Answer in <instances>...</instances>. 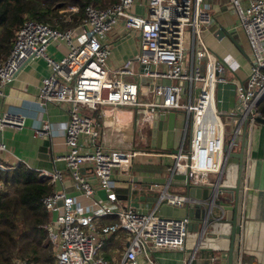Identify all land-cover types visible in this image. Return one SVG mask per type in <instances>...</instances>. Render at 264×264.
<instances>
[{
    "label": "built area",
    "instance_id": "obj_1",
    "mask_svg": "<svg viewBox=\"0 0 264 264\" xmlns=\"http://www.w3.org/2000/svg\"><path fill=\"white\" fill-rule=\"evenodd\" d=\"M136 2L117 0L105 8L90 4L84 24L64 30L29 19L18 30L9 55L0 62L2 97L4 85L12 82L27 62L38 58L46 61L51 73L42 81L39 105L66 106L69 115L65 127L60 128L66 153L58 161L65 163L74 188L83 197L93 200L98 190L106 193V203L96 201L88 207L64 191L54 190L44 198L43 205L52 216L45 229L53 247L54 264H113L104 256V247L107 238L119 231H124L130 242L116 264H139L140 255L153 263L154 250L186 251L191 220L163 217L159 211L162 206L183 209L206 203L170 194L175 176H189L196 187L212 185L210 176L222 173L226 150L241 138L245 122L250 144L256 120L262 117L259 107L264 100V0H228L250 47L251 71L245 81L236 83V107L227 116L218 111L216 93L220 84L229 82L226 71L233 62L218 58L204 40V27L215 20L214 13L203 6L204 0H142L148 8L146 14L135 10ZM122 21L127 32H138L139 53L120 68L110 69L111 45L103 39ZM55 42L67 48L60 59L47 52ZM187 53L189 66L184 64ZM143 78H152L151 85L143 84ZM157 79L171 80V84H157ZM143 85L148 86L152 97L149 103L141 102ZM177 111L187 115L177 155L136 147L139 125L141 129L145 123L152 126L157 112ZM233 119H239L234 124L236 129L226 133L227 120ZM25 127L26 118L20 114L0 115V132ZM53 131V126L42 123L34 136L45 138ZM5 152L8 147L0 141V154ZM136 159L148 165L166 164L169 176L151 211L117 210L115 179H132ZM12 168L0 165L2 170ZM39 178L54 187L64 181V174L42 172ZM110 216L118 218V225L108 228L98 224L99 219ZM199 240L185 264H193ZM14 263L33 264L20 258Z\"/></svg>",
    "mask_w": 264,
    "mask_h": 264
},
{
    "label": "crops",
    "instance_id": "obj_2",
    "mask_svg": "<svg viewBox=\"0 0 264 264\" xmlns=\"http://www.w3.org/2000/svg\"><path fill=\"white\" fill-rule=\"evenodd\" d=\"M203 6L210 9L215 16L214 22L204 27L203 36L207 46L218 58L233 62L232 66L226 71L229 82L220 84L216 93L218 111L223 116H227L233 113L236 107V83L245 81L251 71V51L246 35L240 27L237 14L228 7V0H205ZM135 10L139 14H146L148 8L142 0H137ZM83 24L84 20L78 26ZM127 31L125 23L122 21L103 39L104 42L111 45V55L108 61L110 69L120 68L127 60L134 58L139 53L140 37L138 32ZM66 50L65 44L55 42L49 45L47 52L50 56L60 59L64 56ZM50 73L51 68L44 59H33L23 66L12 82L4 85V96L0 97V115L9 112L20 114L26 118V127L20 131L6 128L0 132V141H3L8 147V152L0 154V165L13 167L18 164H25L38 174L61 171L64 174V181L54 185V190L64 191L69 196L78 198L85 207L96 201L104 204L107 201L104 191L98 190L93 200L83 197L82 193L74 188L65 163L58 161L66 153L64 133L60 130L68 122L69 115L66 106L48 104L41 107L39 105L42 81ZM129 78L132 80L137 79L136 77ZM143 84L151 85V81L143 82ZM178 113L180 111L169 112V114L174 115L168 120L160 122L162 132H167L169 135L177 127H181ZM139 115V119H141L142 113H139ZM42 123L53 126L55 131L50 136L37 139L34 136V131ZM186 124L187 116L185 128ZM144 126L151 130V137L148 138L150 141L148 143L146 139L138 148L145 151L171 153L163 148H152L153 127L147 123ZM167 139L166 147H168L169 137ZM248 161H250V164H248L245 181L242 251L239 263L264 264V125L262 124L256 125L252 132L248 148ZM135 164L131 171L136 170L139 172L136 176L132 175V179H128L126 176H123L122 179H115L118 197L116 209L132 208L151 211L156 204L161 189L164 187L161 181L167 180L169 176L168 167H163L164 163L148 165L140 162L138 167ZM147 168L151 169L147 170ZM231 168L237 170L235 166ZM210 178L212 182H215L218 177L212 175ZM150 186H154L152 191L149 190ZM169 193L187 196L182 183L172 184ZM183 209H186V207ZM118 223L116 216L104 217L98 220L101 227L111 228L118 225ZM229 231L227 229L224 233H229ZM214 232L221 233L223 231L216 228ZM129 239L130 237L124 231L110 235L105 243L104 256L113 264L119 262L130 242ZM198 240V234L192 232L186 251L175 249L154 250L151 252L153 263L144 255L138 257V262L139 264H185L189 254H193L194 246L198 243ZM199 241L197 258L194 259L193 264L227 263V257H224V253L229 251L230 241L220 238H204Z\"/></svg>",
    "mask_w": 264,
    "mask_h": 264
},
{
    "label": "trees",
    "instance_id": "obj_3",
    "mask_svg": "<svg viewBox=\"0 0 264 264\" xmlns=\"http://www.w3.org/2000/svg\"><path fill=\"white\" fill-rule=\"evenodd\" d=\"M117 0H0V62L10 53L20 27L29 19L59 29L77 27L86 18V7L105 8ZM76 6L77 10L69 11ZM71 16L70 20H66ZM264 117V100L259 107ZM0 264L24 259L33 264H54L55 257L45 226L52 216L43 200L54 187L39 174L18 164L0 169Z\"/></svg>",
    "mask_w": 264,
    "mask_h": 264
},
{
    "label": "water",
    "instance_id": "obj_4",
    "mask_svg": "<svg viewBox=\"0 0 264 264\" xmlns=\"http://www.w3.org/2000/svg\"><path fill=\"white\" fill-rule=\"evenodd\" d=\"M150 67H148L149 69ZM144 69H142L143 71ZM152 78H143V82L152 81ZM171 84V80L157 79L156 83ZM181 85L186 84L180 82ZM159 102V99L156 100ZM174 114L157 112L153 118L152 125V148L166 149L168 133L161 131L160 122L168 120ZM239 119L227 120L225 126L226 133L234 132ZM257 123L264 125V117H258ZM233 122V125L230 123ZM231 128L230 131L228 129ZM184 130L181 137L183 141ZM180 145L170 151L172 154L179 153ZM248 148L249 133L247 130V122L243 127V135L236 139V145L226 150V157L222 165V173L212 185L206 187H196L191 184L190 177L184 175H176L173 185L182 183L183 188L187 192V196L192 199H199L206 203L203 205H189L186 209L172 208L170 206H162L159 214L163 217L172 218H189V232L198 234L199 239H224L230 241L229 251L224 253L227 257V263L221 264H239L242 251V216L243 203L245 197V181L248 170ZM169 151V150H168ZM232 166L237 168V179L235 185L230 184ZM54 172V171H53ZM148 180V179H147ZM146 180V181H147ZM166 180L161 183L165 184ZM129 192V191H128ZM210 213V214H209ZM209 214V215H208ZM223 232L216 233L215 229ZM229 229V233H224ZM205 230L207 231L205 234Z\"/></svg>",
    "mask_w": 264,
    "mask_h": 264
},
{
    "label": "rangeland",
    "instance_id": "obj_5",
    "mask_svg": "<svg viewBox=\"0 0 264 264\" xmlns=\"http://www.w3.org/2000/svg\"><path fill=\"white\" fill-rule=\"evenodd\" d=\"M66 18H67L66 20H70L71 16H67ZM186 57L187 58H186V61L184 64H185V66H189V64H190L189 53L186 54ZM165 67H167V65ZM142 92H143V94L141 95V102L149 103L150 101H152V97L150 96L149 89H148L147 85L142 86ZM140 113H143V111H140ZM186 116H187L186 113L184 114L181 111H180V113H178V119L181 121V127H177L174 131L169 133V136H168L169 137V142H168V150L169 151H172L174 148L178 147L180 145V141L182 142L181 137L183 134V130L185 129ZM150 137H151V130L148 127L144 126V128H142V129H140V127H138V130H137V139L138 140L136 139L137 141H135L137 148L141 147V145L145 142L146 139L149 143ZM189 140H190V133H189V137H188V144H189ZM138 149L141 150L140 148H138ZM135 162H136L135 166L138 167L140 165V161L138 159H136ZM162 166L165 167L166 164H164ZM150 169L151 168H147V170H150ZM138 173L139 172H137L136 170L131 171V175L136 176ZM216 177H218V175H216ZM192 255H193L192 253L189 254L188 260H190L192 258ZM196 258H197V256H195V259Z\"/></svg>",
    "mask_w": 264,
    "mask_h": 264
},
{
    "label": "bare ground",
    "instance_id": "obj_6",
    "mask_svg": "<svg viewBox=\"0 0 264 264\" xmlns=\"http://www.w3.org/2000/svg\"><path fill=\"white\" fill-rule=\"evenodd\" d=\"M236 170V169H235ZM234 169L231 171V183L229 185H235L236 179H237V170L235 171Z\"/></svg>",
    "mask_w": 264,
    "mask_h": 264
}]
</instances>
